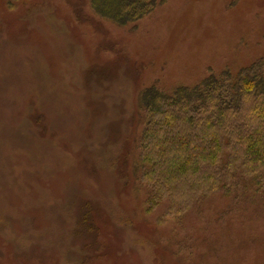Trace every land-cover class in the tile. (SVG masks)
Returning a JSON list of instances; mask_svg holds the SVG:
<instances>
[{"label": "rangeland", "instance_id": "obj_1", "mask_svg": "<svg viewBox=\"0 0 264 264\" xmlns=\"http://www.w3.org/2000/svg\"><path fill=\"white\" fill-rule=\"evenodd\" d=\"M262 56L264 0H0V264H264V186L174 204L137 163L148 86Z\"/></svg>", "mask_w": 264, "mask_h": 264}, {"label": "trees", "instance_id": "obj_2", "mask_svg": "<svg viewBox=\"0 0 264 264\" xmlns=\"http://www.w3.org/2000/svg\"><path fill=\"white\" fill-rule=\"evenodd\" d=\"M89 1L117 23L135 21L154 3ZM139 100L147 119L138 178L149 179L154 194L166 191L178 204L218 189L228 194L248 180L264 186V56L235 73H209L193 86L150 85Z\"/></svg>", "mask_w": 264, "mask_h": 264}]
</instances>
